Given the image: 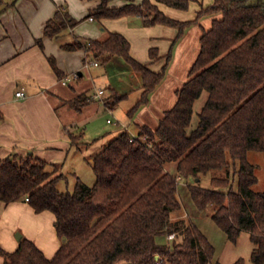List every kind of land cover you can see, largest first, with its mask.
I'll use <instances>...</instances> for the list:
<instances>
[{
  "label": "trees",
  "instance_id": "obj_1",
  "mask_svg": "<svg viewBox=\"0 0 264 264\" xmlns=\"http://www.w3.org/2000/svg\"><path fill=\"white\" fill-rule=\"evenodd\" d=\"M111 1L100 0L87 17H141L145 25L177 27L178 38L204 15L220 13L222 17L204 31L189 78L158 126L141 125L135 135L123 128L91 155L97 177L93 185L77 177L73 190L61 191L62 165L33 152L0 160V200L6 204L27 201L38 213L52 211L63 240L51 258L27 237L11 252L0 244L3 264H208L215 246L194 219L174 217L183 207L181 181H186L197 210L215 206L212 219L231 241L237 242L243 230L249 231L252 260L264 264V191L255 189L257 166L249 159L251 151L264 152V0H214L187 21L167 15L158 2L187 10L192 0H128L121 6ZM80 22L59 8L47 21L44 34L59 39ZM178 38L165 56L156 47L150 49L151 63L166 59L159 71L133 57L130 41L120 32L62 47L85 49V63L90 54L104 63L116 55L122 57L142 79L141 97L128 110L134 118L166 77ZM37 43L44 47L42 38ZM49 60L63 79L56 58L49 56ZM204 92L208 98L194 117L195 103ZM126 95L113 91L104 99L105 106L115 109ZM94 100L83 92L67 104L82 112ZM68 133L72 145L82 148L84 132ZM218 170L226 174L218 176ZM210 172L213 176L207 187L201 179ZM160 236L168 241H160ZM233 264L245 262L239 258Z\"/></svg>",
  "mask_w": 264,
  "mask_h": 264
},
{
  "label": "crops",
  "instance_id": "obj_2",
  "mask_svg": "<svg viewBox=\"0 0 264 264\" xmlns=\"http://www.w3.org/2000/svg\"><path fill=\"white\" fill-rule=\"evenodd\" d=\"M64 1L66 0H0V160L12 154L26 155L33 152L48 162L63 166L70 156L73 145L67 125L72 126L73 123L66 122L63 118L74 110L69 107L67 101L83 92L89 94L92 91L88 86L79 87L78 90L71 80L68 84H64L49 60V56H54L59 68L68 78L76 71L79 74L82 64H85L84 59L87 55L85 49L67 50L62 47V44L69 42L62 43L61 37L54 39L44 34L45 25L55 12L59 8L67 9ZM87 1L90 2V7L84 19L96 21V19L87 16L93 12L100 0ZM127 1L112 0L111 5L121 6ZM142 1L135 0V2ZM213 3L214 0H192L187 10L159 2L158 5L167 15L187 21L195 19L202 7ZM71 12V15L77 14L73 10ZM221 17L220 13L202 16L199 22L189 26L180 38H178L179 29L177 27L164 24L145 25L141 17L124 16L99 20L106 34L105 36L101 34L100 37H97L98 39H105L110 32L122 33L131 43L133 57L143 63L152 62L151 48H158L160 56H165L173 41L178 38L166 77L151 94L149 103L137 112H140V115L146 113L147 119L152 121L153 118L156 121L152 124L145 121L142 125L147 124L156 128L164 116V112L175 105L177 90L187 81L184 76L189 75L201 50V37L204 31L212 27L214 19ZM138 19H141L142 22L138 23ZM74 30L75 28L70 29V32L75 33ZM39 38L43 39V48L37 43ZM77 40H79L78 37H75L72 42ZM185 57L191 58L188 65L184 67L179 80V71L183 68L182 62ZM165 61L166 59L163 57L151 63V68L159 71ZM100 64L99 62L96 66H100ZM83 75H80L79 78ZM135 75L133 74V76ZM21 88L25 90L24 97L17 96V91ZM100 89L104 90L103 94L106 93L104 88ZM111 89L116 91L113 87ZM158 95L163 101V105L159 109L155 105ZM107 96L101 95L102 98L97 96L83 111L99 103L104 109L110 110L104 102ZM119 104L111 111L115 112ZM101 106H96L97 110ZM118 122L134 135L138 134L140 130L139 128L134 132L128 123L122 124L121 120ZM91 155H89L88 161L93 164ZM10 205L21 208L14 220L4 219ZM30 219L34 220L33 224L35 225L33 227L30 225L26 229L23 223L31 222ZM2 222L7 225L5 227L6 236ZM54 223L55 215L50 210L38 213L27 201L5 203V211L0 217V244L10 252L16 250L21 239H16L14 234L18 226L22 225L25 228L24 234L21 233L22 237L34 240L51 258L63 241L58 236ZM0 264H3V258H0Z\"/></svg>",
  "mask_w": 264,
  "mask_h": 264
},
{
  "label": "rangeland",
  "instance_id": "obj_3",
  "mask_svg": "<svg viewBox=\"0 0 264 264\" xmlns=\"http://www.w3.org/2000/svg\"><path fill=\"white\" fill-rule=\"evenodd\" d=\"M64 4H66L68 11L71 12L73 10L77 13L72 14V16L81 22L75 27V33L70 32V29H67L63 32L60 39L62 43L72 42L74 41L75 37L80 38L79 40L83 42V40L85 41L87 39H98L97 37H100L101 34L105 36L106 32L103 31V25L99 22V20L90 21L89 19H84L86 13L89 12V1L66 0L64 1ZM190 58L191 57H185L183 59V68L182 70L180 69V76H178L179 80L181 79V73L183 72L184 67L188 65ZM95 60V55L90 54L87 62L85 64L83 63L79 70L84 74L81 78L76 77V74H78L77 71L69 75V78L73 84L78 87V90L85 86L90 87L92 92L89 94H91L94 99L97 98L94 95L99 91L100 88H104L106 90V93L102 94L103 96L111 95L113 93L111 87H113L117 92L127 95L126 98H124L116 108L115 112L104 109L103 106H101V103H99L100 105L96 104L95 106H91L82 112H76L73 109L74 112L66 114V117L63 118L66 122L71 121L73 123L71 124L72 126L69 124V126L67 125L68 130L75 131L77 134L81 131L84 132L83 140L85 143L80 144L82 148L72 146L73 148L70 156L68 157L66 163L61 166V170L65 174V177L58 184V188L61 191L73 190L77 181V177H80V179L88 185H93L96 182L97 177L93 170L92 164H90L88 161V157L89 155L101 149L103 145L107 144L123 129V126L120 125L118 120H121L122 124L124 122L128 123L134 132L139 130L140 125H142L143 122L148 121V123L152 124L156 121L153 118L152 121L147 119L146 113L143 115H140V112L137 113L136 119L130 118L128 116V110L136 103L143 92L141 76L138 73H135L132 67L120 56H114L107 63L100 61V66L93 64ZM133 74L136 75L133 76ZM184 77H186L185 79L187 80L189 75H185ZM151 96L152 95H150V97ZM98 98L102 97L100 96ZM157 98L158 100L155 105L159 109L162 107L163 101L159 95ZM207 98L208 94L204 92L203 95L196 101L194 117H197V113L201 110ZM99 102H101L100 99ZM96 106L101 107L99 110H97L98 107ZM109 119L111 121H109ZM249 159L257 166L256 174L259 180L255 185V189L264 191V152L251 151L249 154ZM171 166L172 165H168L167 168L174 171V166ZM225 174V170H218L216 175L224 176ZM212 176L213 174L211 172L207 175H204L201 179L202 185L207 187L211 186ZM189 181L195 182V179L190 178ZM234 183L237 184L236 180ZM179 195L183 207L182 209L174 212V217H191L194 219L216 248L215 256L208 264H215L218 261L223 264H233L239 258H242L245 264H254L252 260L254 244L251 241L249 231L243 230L237 242L231 241L228 238L226 232L221 229L212 219V214L215 211L214 205H210L205 211L197 210L194 202L192 201L186 181L180 182ZM20 210L21 208H15L13 205H10L7 209L8 212L4 219L14 220L17 218V212ZM4 211L5 202L0 200V217ZM30 220L32 221L27 224H25V222L23 223L26 229L30 225L31 227L35 225L33 224L35 223L34 220ZM46 224L49 228V223L47 222ZM6 226L7 225L2 222V228L4 229L5 236L7 233L5 229ZM24 227L22 225L18 226L17 231L14 234L16 239H18V233L24 234ZM158 239L160 241H168V239L163 236L158 237ZM5 250L9 251L8 249Z\"/></svg>",
  "mask_w": 264,
  "mask_h": 264
},
{
  "label": "built area",
  "instance_id": "obj_4",
  "mask_svg": "<svg viewBox=\"0 0 264 264\" xmlns=\"http://www.w3.org/2000/svg\"><path fill=\"white\" fill-rule=\"evenodd\" d=\"M91 19H93V17H91ZM93 64L98 65L99 62L98 61H94ZM79 76H80L79 74H76V77L77 78H79ZM70 80L71 79L68 78V77H65V78L62 79V81H63L64 84H68L70 82ZM103 93H104V90L103 89H99V91L94 96L95 97L101 96ZM25 94L26 93H25L24 88H21L20 90L17 91V96L24 97ZM109 121H111V120L109 119ZM178 178L181 180V176H179ZM173 237H174V234L169 235V238L170 239H172Z\"/></svg>",
  "mask_w": 264,
  "mask_h": 264
},
{
  "label": "water",
  "instance_id": "obj_5",
  "mask_svg": "<svg viewBox=\"0 0 264 264\" xmlns=\"http://www.w3.org/2000/svg\"><path fill=\"white\" fill-rule=\"evenodd\" d=\"M137 21H138V23H141L142 22L141 19H138ZM82 74H83V72L80 71L79 75H82ZM17 238L20 240L22 238V234L21 233H18L17 234Z\"/></svg>",
  "mask_w": 264,
  "mask_h": 264
}]
</instances>
